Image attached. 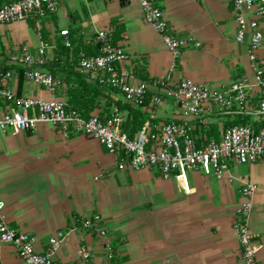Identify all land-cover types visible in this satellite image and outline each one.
<instances>
[{"label": "crops", "instance_id": "obj_1", "mask_svg": "<svg viewBox=\"0 0 264 264\" xmlns=\"http://www.w3.org/2000/svg\"><path fill=\"white\" fill-rule=\"evenodd\" d=\"M7 1L0 0V6ZM154 1L178 36L192 37L201 45L188 47L175 59L160 33L146 23L139 0H60L57 12L40 20L41 30L34 20L0 24V73L12 72L8 86L19 97L66 99V84L51 93L25 76L20 81L23 69L10 64L9 55L33 52L46 44L50 69L57 39H66L61 31L69 30V40L82 38L88 43L98 32L110 30L112 37H118L115 44L130 55L121 66L134 72L135 83L143 81L142 72L149 79L146 103L130 105L145 112L149 131L184 121L169 95L184 79L217 89L243 78L254 83L247 46L236 41L233 0ZM261 28L264 33V19ZM42 30L48 32L46 42ZM259 56L264 60V45ZM106 91L110 112L118 108L125 122L129 110L121 107L127 102L120 93ZM156 96L162 99L157 106ZM107 102L102 99L98 113L105 111ZM5 110L0 100V117ZM232 120L207 116L185 121L195 135L219 140ZM257 121L249 117V122ZM213 127L215 134L209 133ZM188 176L189 191L176 177L164 179L158 169L134 170L126 157L108 151L97 139L83 134L65 137L53 125L40 124L26 132L0 131V199L6 203V220L34 237L41 253L47 251L52 236L66 232L55 254L56 264H81L82 248L93 254L91 264L105 263L104 240L83 227V221L96 214L116 244L112 264H246L234 227L245 181L257 186L248 224L258 249L257 264H264V161L231 163L223 179L201 171ZM0 264L25 263L6 245Z\"/></svg>", "mask_w": 264, "mask_h": 264}, {"label": "built area", "instance_id": "obj_2", "mask_svg": "<svg viewBox=\"0 0 264 264\" xmlns=\"http://www.w3.org/2000/svg\"><path fill=\"white\" fill-rule=\"evenodd\" d=\"M146 23L152 25L163 38L168 50L179 59L184 50L201 44L192 37L178 36L165 18L163 10L154 0H139ZM60 0H9L0 6V24L34 20L41 30L40 20L57 12ZM234 20L237 23L236 41L245 43L254 74V83L247 78L217 89L207 83L182 80L169 95L173 96L184 121H172L157 131H149L148 125L131 137L122 130L123 119L118 108L112 109L107 118L93 114L89 118L74 110H68L66 99L45 100L19 97L8 86L11 71L1 72L4 82L0 84V100L6 110L0 117V131L12 129L26 132L40 124L58 127L65 137L83 134L97 139L108 151L125 153L132 169H158L164 179L176 177L183 188L190 190L189 173L201 171L223 179L230 164H252L264 161V60L259 53L264 45L261 21L264 19V0H233ZM69 30L61 31L64 43L70 46ZM99 44L97 55H79L77 70L88 79L106 89L120 93L127 103L143 106L146 102L148 84L134 82V72L122 67L130 59L123 47L112 40V31L103 30L93 40ZM12 65L22 68L27 81L37 83L55 93L65 85L61 75H54L47 65L50 63L48 46L42 44L35 51L23 50L9 55ZM162 102L156 96L154 105ZM245 115L258 119L230 125L219 140L197 136L185 120H202L207 116ZM257 186L245 181L242 186L243 203L238 209V220L234 223L239 234L241 256L246 264H257V247L253 244L249 229V218L253 211L252 198ZM6 203L0 199V259L4 246H12L25 264H56L55 254L59 250L66 232L59 231L49 240L46 252H38L35 239L22 230L11 226L5 215ZM83 227L92 230L103 240L104 264H112L117 256L116 244L102 225L98 214L83 221ZM93 254L87 248L80 250L81 264H91Z\"/></svg>", "mask_w": 264, "mask_h": 264}, {"label": "trees", "instance_id": "obj_3", "mask_svg": "<svg viewBox=\"0 0 264 264\" xmlns=\"http://www.w3.org/2000/svg\"><path fill=\"white\" fill-rule=\"evenodd\" d=\"M31 25L34 24L31 23ZM42 38L45 42L48 40L47 31L42 30ZM112 40L115 43L118 40V37L114 36L112 37ZM81 52H84L88 56L97 55L99 52V44H96L94 41L84 43L82 38H71L70 46H66L64 40L58 38L56 56L51 62L49 68L54 75H58L59 73L63 74V80L67 87L66 101L68 110H74L85 118H89L93 114L99 115L102 118H107L110 114V94L107 93L104 86L91 82L85 74L80 73L77 70L79 55ZM24 76L25 72L22 70L20 81L23 80ZM141 78L146 83L149 81L148 77L145 76L143 72L141 73ZM103 98H107L108 102L106 103L105 111L98 113L97 109L101 106ZM118 105L120 107L119 103ZM130 105V103H127L121 107H126L129 110V116L127 120L123 122L122 130L127 132L131 137H135L143 128L147 116L145 112L133 108ZM248 122V116L236 115L233 117L232 121H229L225 125V128L230 125L245 124ZM216 130V127H213L209 133L215 134ZM120 154L127 158L125 153L122 152Z\"/></svg>", "mask_w": 264, "mask_h": 264}]
</instances>
